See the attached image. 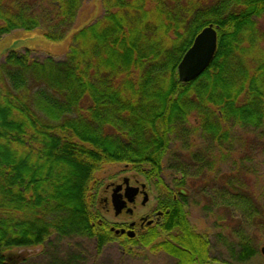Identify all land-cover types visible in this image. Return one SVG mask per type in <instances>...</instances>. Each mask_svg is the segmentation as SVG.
Listing matches in <instances>:
<instances>
[{"label":"trees","instance_id":"trees-1","mask_svg":"<svg viewBox=\"0 0 264 264\" xmlns=\"http://www.w3.org/2000/svg\"><path fill=\"white\" fill-rule=\"evenodd\" d=\"M83 2L0 0V41L40 31L56 43L74 32L61 58L24 49L0 59V264H21L13 250L50 239L88 240L96 254L117 242L129 256L217 263L189 221L184 184L188 169L201 170L198 138L220 147L235 127L264 132V0H101L102 15L76 31ZM209 26L214 57L182 83L177 67ZM174 142L185 150L169 169L183 177L169 187L162 173ZM117 165L157 189L155 219L132 235L106 220L99 196L96 175ZM235 200L254 225L252 200ZM228 246L235 262L257 255L245 236Z\"/></svg>","mask_w":264,"mask_h":264},{"label":"rangeland","instance_id":"rangeland-1","mask_svg":"<svg viewBox=\"0 0 264 264\" xmlns=\"http://www.w3.org/2000/svg\"><path fill=\"white\" fill-rule=\"evenodd\" d=\"M101 15V0H84L76 19L75 30L89 25ZM256 22L258 30L264 34V16ZM73 33L63 41L54 43L46 40L40 31L13 32L0 41V59L8 51L24 49L31 50L40 57L50 55L61 58L68 51ZM191 149L194 154L198 153L202 160L198 163L201 167L198 174L194 170H187L190 175L184 184L188 191L186 210L192 227L210 241V255L218 260L213 264H264V255L261 254L264 248V200L261 197L264 187V132L235 127L230 133L228 142L222 146L210 145L198 138ZM179 150H185L183 144L177 142L171 144L169 158L163 164L162 178L169 187L175 186V179L180 181L183 177L182 174L173 173L168 165L169 160L177 155ZM96 177L101 186L100 199L106 198L108 202L105 218L111 225L135 223L134 232H136L141 219H151L157 198V189L152 183L144 182L142 176L136 175L133 171H123V167L119 165L103 168ZM113 178L116 179L114 182H112ZM123 178H129L131 186L145 184L148 195L146 204L142 205V196H139L133 206L128 205L132 211L131 216L125 211L115 216L110 203V190L102 193L106 186L112 183L120 184ZM237 196L251 199L258 209L254 225H251V219L246 220V213L241 210L243 205L235 200ZM219 234H222L224 244L217 238ZM243 236L250 239L257 255L245 263L235 262L229 257L228 245L235 244L238 238ZM122 250L119 243L114 242L106 246L100 254H96L94 244L88 240L57 242L55 239H50L43 246L16 249L11 254L21 256L22 260L25 259L21 264L175 263L162 253L146 250L140 256H129ZM138 251L135 248L134 252Z\"/></svg>","mask_w":264,"mask_h":264},{"label":"water","instance_id":"water-1","mask_svg":"<svg viewBox=\"0 0 264 264\" xmlns=\"http://www.w3.org/2000/svg\"><path fill=\"white\" fill-rule=\"evenodd\" d=\"M217 48V35L215 29L212 26L204 28L194 39L192 46L184 54L182 60L177 67L178 80L182 83H188L199 77L212 61ZM125 188L124 199L119 195L121 187L115 188L111 195V205L114 211V215L118 216L126 209L127 204L134 202V197L138 193L137 188L129 187L128 183ZM148 197L146 193H143L142 205L146 204ZM130 214L131 210L127 209ZM264 255V248L261 250Z\"/></svg>","mask_w":264,"mask_h":264},{"label":"flooded vegetation","instance_id":"flooded-vegetation-1","mask_svg":"<svg viewBox=\"0 0 264 264\" xmlns=\"http://www.w3.org/2000/svg\"><path fill=\"white\" fill-rule=\"evenodd\" d=\"M125 181L128 183L129 187L139 189V190H138V193H137L136 196L134 197V202H133L132 204H130V205L133 206V205L135 204L136 199H137L139 196H142V201H143V193H146V192H145V189L143 188L142 184H140V186H139V185L131 186V185H130V180H129L128 178H123V179H122V182H121L120 184H114V183H112V184H110V186L108 187V188H110V203H111V195H112L113 191L115 190V188H117L118 186L121 187V190L119 191L118 194L121 195V197H122L123 200H125V199H124V194H125V188H126V186H127V185L125 184ZM104 201H105V203L108 204L107 199L104 200ZM141 203H142V202H141ZM128 205H129V204H128ZM128 205H127V208H126V209H128ZM125 212H126V211H125ZM122 213H123V211L121 212V214H122ZM129 215H132V212H131ZM151 218H152V219H150V218H144V219H141V220H140L141 223L139 224L138 229H141L146 223L151 222V221H153V220L155 219L154 216H152ZM127 227H128V228H127ZM135 227H136V224H135V223H130V224H128V225L122 224L121 229H122V231H123L124 233H126L127 235H130V234H131V231H130V230H133V233H135V232H134ZM137 231H138V230H137ZM131 235H132V234H131Z\"/></svg>","mask_w":264,"mask_h":264}]
</instances>
